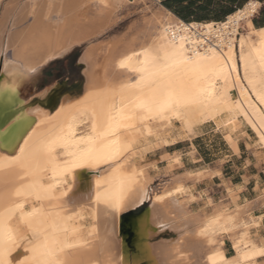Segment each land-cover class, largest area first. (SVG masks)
Returning a JSON list of instances; mask_svg holds the SVG:
<instances>
[{
    "label": "bare ground",
    "instance_id": "bare-ground-1",
    "mask_svg": "<svg viewBox=\"0 0 264 264\" xmlns=\"http://www.w3.org/2000/svg\"><path fill=\"white\" fill-rule=\"evenodd\" d=\"M12 1L0 18V57L7 48L12 84L94 35L66 0ZM135 1L85 3L109 18ZM261 6L251 0L210 23H187L162 8L152 15L148 44L119 56L110 51V77L94 73V48L84 53L81 92L65 91L66 83L27 100L22 87L0 91V264H186L190 238L213 242L241 227V218L227 214L194 216L179 200L185 188L177 178L150 196L153 178L133 146L167 123L191 130L226 118L224 126L236 130L242 118L264 147V28L252 23ZM147 201L140 215L124 217ZM238 242V256L214 253L208 264H257L262 243ZM199 246L191 264H204Z\"/></svg>",
    "mask_w": 264,
    "mask_h": 264
},
{
    "label": "crops",
    "instance_id": "crops-1",
    "mask_svg": "<svg viewBox=\"0 0 264 264\" xmlns=\"http://www.w3.org/2000/svg\"><path fill=\"white\" fill-rule=\"evenodd\" d=\"M249 1L138 0L137 4L158 6L190 23L223 22ZM257 1L264 7V0ZM258 14L252 18L254 27L264 26V10ZM164 139L166 144L146 153L151 186L162 178L167 180L164 187H172L170 182L177 178L185 188L179 200L189 211L200 216L238 212L247 222L255 220L249 233L264 247V147L244 119L236 121V130L212 121L196 126L192 134L176 123ZM219 240L225 255L233 256L231 237L224 233ZM255 261L264 264V256Z\"/></svg>",
    "mask_w": 264,
    "mask_h": 264
},
{
    "label": "rangeland",
    "instance_id": "rangeland-1",
    "mask_svg": "<svg viewBox=\"0 0 264 264\" xmlns=\"http://www.w3.org/2000/svg\"><path fill=\"white\" fill-rule=\"evenodd\" d=\"M9 1L10 0H5L0 6V18L5 11L4 10L5 6H7V4H9L8 6L13 5V3L11 5V2L9 3ZM19 1L21 2V4H23L31 0H19ZM66 1H68L66 5H68V8H69L68 10L71 11V15L74 14L76 17L80 19V20L78 18L75 19L76 22L79 20L78 23H85L86 25L90 26V28L94 30V35L90 37L87 41L83 42L81 45L75 47L69 54H67L63 58L49 61L47 64L42 66L39 70V75L36 76V78L33 79L28 86L21 88V96L25 100H27L28 98H31L37 93H42L47 87L53 84H56V83L57 84L66 83L65 91L70 90V91L81 92L84 86L85 78L83 75V66L80 65L78 61L84 55V53L91 47L94 48V51L96 50L94 63H93L94 65L92 66L93 68L91 67L92 69H94L93 70L94 73L95 74L97 73L96 76L99 77L100 79L105 74H106L105 76L110 77L109 75L110 68L107 67L110 61V57H109L111 55L110 51H113V49L117 48L118 50L115 49V53L117 56H119L127 52V49L128 51L129 49L132 50V48L136 50L139 47L145 44H148L155 32V22L153 19L154 16L152 15L158 14L159 11L157 10L162 9L155 5H138L137 4L138 0H136L135 2H131L128 5H126L124 8L119 10L117 14L112 15L108 18L100 12V10L98 9V6H96L94 2L85 3L87 0H83V1L82 0H66ZM263 10H264V7H261V9H259L258 11L259 16L261 15V12ZM71 15L69 14V16ZM102 18L104 19L106 18V19L102 21L101 20ZM50 19H52V22H54L53 17H51ZM27 23H29V20L26 21L25 25H28ZM94 24L95 26H92ZM70 25H73V24L70 23ZM70 25L68 24L69 28L72 27ZM239 28H240L239 29L240 33L243 34L244 25L241 24ZM105 68H106L107 73L106 71L104 72ZM224 119L226 120V118H222L221 120L222 122L221 121L220 122L214 121V122H216L218 126L225 125L226 121H224ZM176 123L175 122L167 123L166 129L159 136L152 137L148 140H138L134 144L133 155L142 157V160H141L142 165L146 164V167H148L147 159H149V156H146V153L151 151V149L155 146H161V145L166 144L167 141L164 138L167 135V133L170 131L171 127L175 126ZM180 125L182 126L184 130L186 129L185 125H182V124ZM185 131L192 134L194 132V129H191V130L186 129ZM228 139L231 141L230 137H228ZM175 161L178 162V158H176ZM147 174H148V171H147ZM148 176L150 177L149 174ZM174 179L175 178H173L172 181L170 182L171 184L173 183ZM166 182H167L166 179L161 178L157 182H155L152 186H150V196H152L153 194L160 193L165 187H167V186L164 187ZM184 193H185V189H184ZM150 206H151L150 201H147L140 208H137L134 211L126 212L124 214V217L130 216V215L138 216ZM171 212L173 213L174 211L172 210ZM191 213L194 216L198 215L193 212ZM237 213L227 214V216H233L236 219L241 218V217H238L239 213L238 214ZM215 216H218V215H215ZM227 216L224 214L220 218L222 220H225ZM206 217L214 218V215H212L211 217L206 215ZM241 219H239L241 222L238 220L236 221H238L237 222L239 223L238 225H241V223L243 225H241V227L239 226V228H235L236 231L234 230L233 232L228 234L231 237L232 246L235 251V254L233 255L234 257L238 256V249H237V247L239 246L238 241H240L241 242L240 244L242 245L243 240H244V243L250 242L251 240H255L254 238L251 237L249 233V229H250V222L254 224V222L256 223V221L253 219H250V221L247 222L243 218ZM85 224L89 226L91 224V221L87 220ZM226 232L228 231H224V232L221 231V233L219 232H218L219 234L217 233L218 235L217 234L214 235L213 242H210L209 239L200 240L196 238H190L187 241V246H186L187 250L185 249L184 251H186L187 253H189V255H192V256L188 255V259H187L188 263L186 262V264H191L192 262L195 261V259L193 258V254L191 253L192 252L191 249H193L194 247H198L199 245H200L199 247H202L203 249L202 263L204 264H208L209 262L212 261L211 254H214V253L215 254L213 256L216 255V257L218 256L222 258L233 257V256L227 257L223 249L221 248L222 241L219 240V235L224 234V233L227 234ZM233 233L235 234V236L233 235ZM237 238H238V241H237L238 246H236L237 244L235 243ZM197 243H199L198 246H197ZM217 252H220V253H217ZM262 252H264L263 249H262ZM262 252H259V254H261ZM259 254H256V256L258 257ZM248 255L255 256L253 253L248 254ZM191 257L193 259H191ZM244 257H245L243 258L244 261H249V259L247 258L248 257L247 255Z\"/></svg>",
    "mask_w": 264,
    "mask_h": 264
},
{
    "label": "snow or ice",
    "instance_id": "snow-or-ice-1",
    "mask_svg": "<svg viewBox=\"0 0 264 264\" xmlns=\"http://www.w3.org/2000/svg\"><path fill=\"white\" fill-rule=\"evenodd\" d=\"M3 56L0 57V65L3 67V73L0 74V91L7 93H18L21 87L28 86L36 76L39 75V70L37 68H32L28 73L25 74V79H22L19 84H12L10 78L16 75V72L10 70V65L12 68L15 67V63L8 59L10 55L7 48L3 50ZM264 256V252L261 253Z\"/></svg>",
    "mask_w": 264,
    "mask_h": 264
},
{
    "label": "trees",
    "instance_id": "trees-1",
    "mask_svg": "<svg viewBox=\"0 0 264 264\" xmlns=\"http://www.w3.org/2000/svg\"><path fill=\"white\" fill-rule=\"evenodd\" d=\"M251 1V0H250ZM257 1V0H256ZM259 2V1H258ZM234 14V13H233ZM225 21V20H224ZM188 23V22H187ZM192 23V22H190ZM198 23H210V22H198ZM256 27V26H255ZM256 28H264V26H261V27H256Z\"/></svg>",
    "mask_w": 264,
    "mask_h": 264
}]
</instances>
